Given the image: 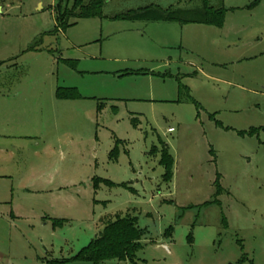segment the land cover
<instances>
[{
	"label": "rangeland",
	"instance_id": "374dc122",
	"mask_svg": "<svg viewBox=\"0 0 264 264\" xmlns=\"http://www.w3.org/2000/svg\"><path fill=\"white\" fill-rule=\"evenodd\" d=\"M254 1L106 0L56 29L55 0H0V264L70 260L127 214L138 264H264V58H238L264 37ZM203 2L227 10L221 30L110 20Z\"/></svg>",
	"mask_w": 264,
	"mask_h": 264
},
{
	"label": "trees",
	"instance_id": "16d2710c",
	"mask_svg": "<svg viewBox=\"0 0 264 264\" xmlns=\"http://www.w3.org/2000/svg\"><path fill=\"white\" fill-rule=\"evenodd\" d=\"M56 12V29H64L69 25V20L74 19H94L103 18L101 13L102 7L106 0H91L89 4L83 5L82 0H75L71 10L63 5L66 0H55ZM262 0H255L248 9H254ZM139 9L137 11H127L121 15L110 18L112 21H145V22H164L179 23L181 25L197 24L222 28L224 25L225 9H213L203 2V7L193 11L182 10H165L160 9ZM67 66L74 67L75 61L63 60ZM56 98L59 101H75L80 100L81 96L76 89L58 88L56 90ZM256 130H250L248 133L241 132L240 135H254ZM172 163L173 160L169 155L167 148H163L161 152L160 164L164 167L165 173L162 177L164 183L169 184L172 180ZM94 188L97 189L100 183L107 186L112 185L109 181L93 179ZM217 197L220 193L218 181L215 183ZM216 201V200H215ZM217 203V202H216ZM62 221H54V226H61ZM103 226L102 231L97 237L80 250L70 260L60 262L54 261V264H64L70 261L84 262L90 264H99L106 261L127 262L130 264H138L136 254L142 249V239L145 231L138 226V220L127 214L126 216L116 215L114 219L105 218L101 220ZM172 228L166 231V237L171 233Z\"/></svg>",
	"mask_w": 264,
	"mask_h": 264
},
{
	"label": "crops",
	"instance_id": "0c3cea01",
	"mask_svg": "<svg viewBox=\"0 0 264 264\" xmlns=\"http://www.w3.org/2000/svg\"><path fill=\"white\" fill-rule=\"evenodd\" d=\"M152 23V22H151ZM195 26H199V25H187L186 27L187 28H194ZM201 26H204V25H201ZM205 27H210V26H205ZM212 28H215V27H212ZM216 29H219L221 30L222 28H216ZM193 33H195V30L193 31ZM263 39L264 37L262 38H257L256 39V43L258 44L257 46V51H255V53H251L252 52V45L249 46V43H245L244 44V47L247 49L246 51L242 52L241 54H239V62L240 61H244V62H248L250 60H253V59H256V58H261L263 59L264 58V45H262L261 43L263 42ZM261 45V47L259 46ZM229 46H227L228 48ZM188 50H191L192 51V47ZM245 50V49H244ZM70 61V60H69ZM81 96V95H80ZM55 98H56V92H55ZM83 97L81 96V99ZM57 99V98H56ZM58 100V99H57ZM59 101V100H58ZM5 151L3 149H0V153H4Z\"/></svg>",
	"mask_w": 264,
	"mask_h": 264
},
{
	"label": "built area",
	"instance_id": "2783aa9c",
	"mask_svg": "<svg viewBox=\"0 0 264 264\" xmlns=\"http://www.w3.org/2000/svg\"><path fill=\"white\" fill-rule=\"evenodd\" d=\"M172 131H173V130H172V129H170L168 132H169V133H171Z\"/></svg>",
	"mask_w": 264,
	"mask_h": 264
}]
</instances>
